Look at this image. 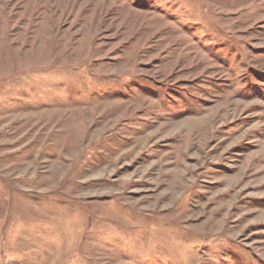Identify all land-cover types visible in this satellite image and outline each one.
I'll return each instance as SVG.
<instances>
[{
    "label": "rangeland",
    "instance_id": "1",
    "mask_svg": "<svg viewBox=\"0 0 264 264\" xmlns=\"http://www.w3.org/2000/svg\"><path fill=\"white\" fill-rule=\"evenodd\" d=\"M0 264H264V0H0Z\"/></svg>",
    "mask_w": 264,
    "mask_h": 264
}]
</instances>
